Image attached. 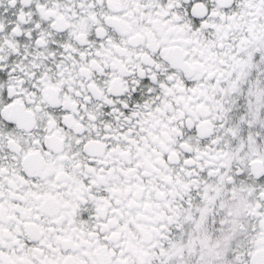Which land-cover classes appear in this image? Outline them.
<instances>
[{"label":"snow or ice","instance_id":"snow-or-ice-1","mask_svg":"<svg viewBox=\"0 0 264 264\" xmlns=\"http://www.w3.org/2000/svg\"><path fill=\"white\" fill-rule=\"evenodd\" d=\"M0 264H264V0H0Z\"/></svg>","mask_w":264,"mask_h":264}]
</instances>
